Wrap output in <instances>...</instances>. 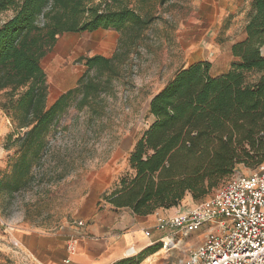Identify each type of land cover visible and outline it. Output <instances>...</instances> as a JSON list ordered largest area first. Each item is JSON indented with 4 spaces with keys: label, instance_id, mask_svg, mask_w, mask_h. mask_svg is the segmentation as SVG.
I'll return each mask as SVG.
<instances>
[{
    "label": "trees",
    "instance_id": "1",
    "mask_svg": "<svg viewBox=\"0 0 264 264\" xmlns=\"http://www.w3.org/2000/svg\"><path fill=\"white\" fill-rule=\"evenodd\" d=\"M153 1L0 0V16L14 12L0 26V110L23 132L9 135L4 146L15 154L11 177L0 179V196L11 200L36 183L49 136L74 99L80 96L77 108H93L130 67L154 21L143 13ZM99 30L119 34L116 51L110 58L84 59L87 71L76 88L48 107L42 60L60 36ZM245 33L246 40L232 48L236 61L227 73L214 77L211 63L198 62L179 70L153 96L148 108L153 120L129 154L130 170L103 195L107 204L151 216L178 208L187 195L205 200L239 166L264 164V0H253ZM144 258L139 254L119 264Z\"/></svg>",
    "mask_w": 264,
    "mask_h": 264
},
{
    "label": "rangeland",
    "instance_id": "2",
    "mask_svg": "<svg viewBox=\"0 0 264 264\" xmlns=\"http://www.w3.org/2000/svg\"><path fill=\"white\" fill-rule=\"evenodd\" d=\"M159 2H151L143 12H149L154 21L130 67L105 89L93 108H77L78 96L62 115L49 136L47 158L44 157L42 171L37 172L36 183L16 193L11 200L6 193L0 196V264H24L16 255V235L25 238V232L36 230L55 236L62 229L77 226L75 222L88 215L98 192V181L92 173L111 157L118 156L121 163L125 161L128 150L134 148L153 120L148 115L151 99L179 70L203 61L211 63L217 71L230 64L229 46L240 40L243 25L241 21L228 23L222 18L223 5L215 7L209 0H171L161 7ZM13 16V11L2 14L0 26ZM230 24L236 26L234 33L222 38ZM118 39L119 34L113 30L60 36L41 62L47 76V106L76 88L87 71L84 59L112 57ZM7 118L0 110L3 180L11 177L9 162L15 154L4 149L7 138L23 134ZM256 170L257 167L239 166L221 185L234 176L251 175ZM203 201L192 199L179 211H190ZM167 259L163 264H169Z\"/></svg>",
    "mask_w": 264,
    "mask_h": 264
},
{
    "label": "crops",
    "instance_id": "3",
    "mask_svg": "<svg viewBox=\"0 0 264 264\" xmlns=\"http://www.w3.org/2000/svg\"><path fill=\"white\" fill-rule=\"evenodd\" d=\"M209 1L215 7L223 5L221 16L228 23L241 21L243 25L240 40L231 42L229 46L230 64L223 65L218 71L212 66V75L219 77L227 73L236 61L232 48L246 40L245 27L253 0ZM226 27L222 38L232 34L236 28L234 24ZM7 121L11 125L8 118ZM132 150L133 147L128 150L124 162L121 163L118 156L111 157L100 170L92 173L98 181V192L88 215L75 222L77 226L62 229L55 236L43 235L36 230L25 232V238L21 234L16 235L18 259L24 264H119L143 254L145 258L140 264H163L166 258L169 264H178L202 245L208 234L205 228L188 235L155 230L157 219L181 212L179 209L192 200L190 195L185 197L182 206L159 210L147 217L134 216L131 210L114 208L101 199L104 194L114 190L120 178L130 170L128 154ZM80 223L82 226H79ZM131 250L133 253H130Z\"/></svg>",
    "mask_w": 264,
    "mask_h": 264
},
{
    "label": "built area",
    "instance_id": "4",
    "mask_svg": "<svg viewBox=\"0 0 264 264\" xmlns=\"http://www.w3.org/2000/svg\"><path fill=\"white\" fill-rule=\"evenodd\" d=\"M202 228L208 232L204 243L178 264H264V164L251 175L232 177L192 210L160 217L155 225L181 235Z\"/></svg>",
    "mask_w": 264,
    "mask_h": 264
},
{
    "label": "bare ground",
    "instance_id": "5",
    "mask_svg": "<svg viewBox=\"0 0 264 264\" xmlns=\"http://www.w3.org/2000/svg\"><path fill=\"white\" fill-rule=\"evenodd\" d=\"M130 253H132V252H130Z\"/></svg>",
    "mask_w": 264,
    "mask_h": 264
}]
</instances>
